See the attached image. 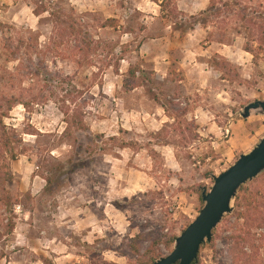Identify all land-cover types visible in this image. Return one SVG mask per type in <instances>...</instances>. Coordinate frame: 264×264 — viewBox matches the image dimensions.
<instances>
[{"label": "rangeland", "instance_id": "rangeland-1", "mask_svg": "<svg viewBox=\"0 0 264 264\" xmlns=\"http://www.w3.org/2000/svg\"><path fill=\"white\" fill-rule=\"evenodd\" d=\"M224 1L215 0L222 15L188 37L161 18L154 0H0V98L31 107L18 104L4 121L23 143L11 163L12 181L0 183L20 203L11 236L10 216L0 207V264H149L154 243L161 258L174 251L169 240L205 206L201 192L244 155L236 125L248 121L245 108L264 101V45L250 38L235 16L238 7L228 13ZM196 2L178 3L198 19L187 20L188 27L205 12H186ZM237 3L250 17L264 15V0ZM38 11L47 12L38 17ZM110 19L114 28L102 29ZM73 29L92 39V67L78 63ZM166 37L171 48L165 41L149 45ZM184 39L187 47L178 43ZM141 43L148 46L138 53ZM223 46L230 59L217 54ZM131 65L144 87L127 91ZM65 107L84 111L88 132L66 131ZM184 110L191 131L174 127ZM258 115L264 116L250 117ZM244 187L238 196L258 195L256 223L238 220L233 202L199 264H246L245 252L252 264H264V172ZM137 237L139 255L131 248Z\"/></svg>", "mask_w": 264, "mask_h": 264}, {"label": "trees", "instance_id": "trees-1", "mask_svg": "<svg viewBox=\"0 0 264 264\" xmlns=\"http://www.w3.org/2000/svg\"><path fill=\"white\" fill-rule=\"evenodd\" d=\"M127 2L128 0H124ZM210 6L209 8L202 13V15L199 17V22H196V25H193L191 27H188L185 23H188L187 20H193L197 21L196 16H188L186 13H183L178 8V3L180 0H154V3H156L161 8V18L166 20H171L176 23H174L176 29L174 31H182L183 35H188L191 32L196 30V27L198 25H202L205 28H208L209 21L212 17H219L222 15V13L217 14L216 11L218 10V4L215 2V0H209ZM238 0H227L222 3L223 8L225 11H228V13H234L236 12L235 9L238 7V11L235 14L238 18L241 19V21L247 25V29L250 30V38H256V36L259 37L260 42L262 45H264V15H260L257 17H250L249 14H247V9L243 8L242 4L237 3ZM47 11H38L36 12V15L38 17L42 16V14L46 13ZM67 19H69V23H72L74 26L76 23L74 22L75 17L69 18L68 15L66 16ZM116 21L114 19L107 20L102 25V29L106 28H114V23ZM201 22V24H200ZM2 25H0L1 27ZM255 31H257L255 33ZM75 43L77 44L74 51L75 54H78V57H80L78 63L82 66H89L92 67L93 64L90 62L91 58V52L94 51V44L91 42L92 39L86 37L81 31H76V29H73ZM220 44L226 45L225 42L220 41ZM143 46V43H141L138 47V53H140L141 48ZM264 47V46H263ZM247 52H252L250 49L246 50ZM123 54V53H122ZM77 57V58H78ZM224 58V57H223ZM85 60H88V63L85 62ZM126 59L121 56L119 57L118 61L119 64H121ZM225 66H229L230 64L224 59L223 61ZM213 67L219 66L218 63H216V60L214 63H212ZM143 72V71H142ZM119 74V71H118ZM126 81L124 82V89L127 91H133L138 88H142L143 82L141 80V71L138 67L131 65L129 68V71L126 75ZM156 101H158V98H154ZM74 102V101H73ZM22 105L27 111L31 110V107L26 103H20L17 100L9 99L7 97L0 98V183L3 182L4 184H8L12 181V170H11V163L15 162L19 158V154L17 153L18 147L20 144L23 143L22 139L19 138V135L16 131L9 129L5 125V119L9 118V115L11 112H13L14 108L17 105ZM165 112L168 113L167 108L164 106ZM62 113L65 117V123L68 125V128L66 131L70 132L73 129L78 130L79 132H88V126L85 123V113L82 109H75L72 110L71 108H63ZM190 114V111L184 110L181 113L175 114L174 118V127L178 130H185L183 129L182 125L187 124L186 118ZM169 116V115H168ZM172 117V115H170ZM183 121V123L181 122ZM190 125H186V130L191 131L189 128ZM113 141H116V138L111 139ZM244 186L241 188L240 192L244 190ZM203 194V192H201ZM258 195L255 193H249V195H244V197L238 196L234 201V206L237 211L238 220H245L246 223L250 221L252 225L256 223L257 219L255 216H253L254 213H259V202L257 201ZM201 201L203 202L202 196ZM204 203V202H203ZM19 205V198L15 197L14 194L5 189H0V207H3L6 210V213L8 216V224L6 227V230L8 232V236H11L14 234V231L16 229V223L12 220L11 216L14 215V209L16 205ZM245 206V207H244ZM247 209L246 211H243ZM247 212V213H246ZM252 213V215H251ZM261 228H264V225L261 226ZM216 231V230H215ZM249 236L251 234L249 233ZM142 239V237H137L132 241L131 248L134 250L135 254H140V249L137 246H135V243H139V240ZM178 237H174L169 240L168 247H171L176 244ZM138 240V241H137ZM245 243H248L252 249L260 248L256 245L255 241L253 239H247L244 238ZM156 244L154 243V247L148 251V254L150 256L149 264H154L158 260L161 259L160 255H157L156 251L153 249L155 248ZM204 247V246H203ZM202 247V248H203ZM246 248V247H245ZM244 259L242 262L246 264H252L253 259L252 255L248 253H243ZM127 256V255H126ZM200 258V256H199ZM252 259V260H251ZM194 264H199L198 262H195Z\"/></svg>", "mask_w": 264, "mask_h": 264}, {"label": "water", "instance_id": "water-1", "mask_svg": "<svg viewBox=\"0 0 264 264\" xmlns=\"http://www.w3.org/2000/svg\"><path fill=\"white\" fill-rule=\"evenodd\" d=\"M264 115V101L248 105L242 117L252 112ZM264 172V139L249 153L244 154L227 171L214 178L211 191L202 194L205 206L196 220L178 237L174 251L154 264H194L203 246L213 241L214 232L226 215L233 212V202L243 186Z\"/></svg>", "mask_w": 264, "mask_h": 264}, {"label": "crops", "instance_id": "crops-1", "mask_svg": "<svg viewBox=\"0 0 264 264\" xmlns=\"http://www.w3.org/2000/svg\"><path fill=\"white\" fill-rule=\"evenodd\" d=\"M209 7V3L207 0L204 1H200L196 2V3H192L190 6H188V10H186V12H189L191 14H197L198 12H203L206 11ZM159 9H161L158 6ZM181 10V9H180ZM191 35H188V37H190ZM172 38L170 37H166V38H162V39H157V40H152L149 45L151 44H156L157 42H164L167 46H173L174 44L171 41ZM180 44V46H184L187 47L190 42L187 41L186 39H184L181 42H178ZM148 44H145L142 48H147ZM224 49H215L217 50V54H219L220 56L230 59L231 57L228 55V49L230 47L227 46H223ZM214 48V47H212ZM190 66L194 67V66H201V62L200 61H193L191 64H189ZM166 122V121H165ZM213 125V124H212ZM264 116H252L248 119V121H239L238 124L236 125V128H238L239 130V136L237 135L238 138H240L239 142L242 143L243 139L246 140V146L245 148L242 147V149H239V153L240 154H247L250 153L260 142V138L261 136H263L264 134ZM210 130L206 129V131ZM244 148V149H243ZM250 148V149H249ZM248 149V151H247ZM233 152V151H232ZM234 154V152L232 153V155ZM230 156V155H229Z\"/></svg>", "mask_w": 264, "mask_h": 264}]
</instances>
